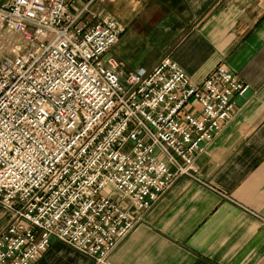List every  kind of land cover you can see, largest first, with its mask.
Returning <instances> with one entry per match:
<instances>
[{"label": "clouds", "instance_id": "9594fccd", "mask_svg": "<svg viewBox=\"0 0 264 264\" xmlns=\"http://www.w3.org/2000/svg\"><path fill=\"white\" fill-rule=\"evenodd\" d=\"M233 2L237 23L264 14V0ZM139 10L140 0L0 3V264H41L49 250L61 264H78L67 247L54 249L56 232L86 252L91 245L102 264H142L135 249L116 259L128 239L121 237L144 211L131 201L159 182L158 169L167 175L163 136L174 140L170 129L160 131L159 98L137 99V88L151 83L148 67L129 71L133 60L122 58ZM123 193L128 199L106 213ZM82 213L87 224L78 222ZM25 223L43 231L25 234ZM45 236L44 253L34 257Z\"/></svg>", "mask_w": 264, "mask_h": 264}, {"label": "crops", "instance_id": "0c3cea01", "mask_svg": "<svg viewBox=\"0 0 264 264\" xmlns=\"http://www.w3.org/2000/svg\"><path fill=\"white\" fill-rule=\"evenodd\" d=\"M257 25L264 27L259 12L237 23L233 0H140L130 25L135 37L122 57L140 56L131 69L151 70L169 57L199 84L223 66L248 90L196 157L197 180L176 179L139 216L117 260L135 249L142 264H264V31ZM53 242L54 249H70L78 264L90 259ZM48 256L41 264H61L53 250Z\"/></svg>", "mask_w": 264, "mask_h": 264}, {"label": "built area", "instance_id": "2783aa9c", "mask_svg": "<svg viewBox=\"0 0 264 264\" xmlns=\"http://www.w3.org/2000/svg\"><path fill=\"white\" fill-rule=\"evenodd\" d=\"M147 79L151 83L142 91L139 87L137 88V99L149 97L151 100H155L157 97L159 98L156 118L161 122L160 131L163 133L165 129H170L174 142L170 143L165 135L159 144L158 150L161 152L159 159L171 161L167 175L163 174V170L158 169L162 173L159 182L149 190L148 194H141L142 198L141 195H138L135 200L131 201L136 208L143 205V212L150 209L179 177L187 176L197 180V169L194 164L196 157L203 152L204 147L233 117L236 111L235 98L243 96L248 90L247 85L223 66L210 73L202 83H193L169 57H164L153 69L149 70ZM209 84L217 89L216 92H213ZM209 106H211V112L208 111ZM132 126L130 125V127ZM176 128H179L180 131H176ZM152 131L155 132L156 129L153 128ZM185 135H187V139H185ZM153 142L149 141V143ZM121 198L127 200L128 194L123 193ZM120 200L118 197L111 198L104 211L109 215L114 213L115 207L113 206H120ZM15 207L17 208L16 215L23 219V202L18 203ZM112 218L116 219L115 216ZM137 220L135 224L127 225L121 239L130 234L136 226ZM16 222L13 220V224ZM78 222L87 224L89 216L82 213ZM21 227L25 230V234L30 233L33 236L39 235L43 231L39 224H33L31 229L26 223ZM8 235L11 236L12 232L9 231ZM53 238L92 259L96 264H102L101 253L97 252L93 257L91 245L86 252L83 246L66 238L63 232L54 233ZM43 239L44 244L39 250H34V257H39L44 253L48 237L45 236ZM119 243L118 240L113 247L115 248Z\"/></svg>", "mask_w": 264, "mask_h": 264}, {"label": "rangeland", "instance_id": "374dc122", "mask_svg": "<svg viewBox=\"0 0 264 264\" xmlns=\"http://www.w3.org/2000/svg\"><path fill=\"white\" fill-rule=\"evenodd\" d=\"M139 58H140V56L135 57V58L133 59V66L136 65V64L139 62ZM128 70L131 71V70H133V69H131V68L128 66ZM116 198H117V197H116ZM120 198H121V197H118V200H120ZM69 247H70V246H69ZM72 249H73V248H72Z\"/></svg>", "mask_w": 264, "mask_h": 264}]
</instances>
